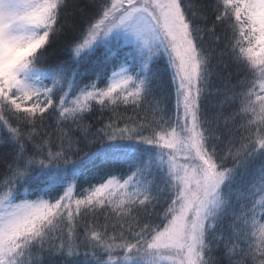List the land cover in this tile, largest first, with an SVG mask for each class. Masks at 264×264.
<instances>
[{"label":"snow or ice","instance_id":"obj_1","mask_svg":"<svg viewBox=\"0 0 264 264\" xmlns=\"http://www.w3.org/2000/svg\"><path fill=\"white\" fill-rule=\"evenodd\" d=\"M0 264H264V0H0Z\"/></svg>","mask_w":264,"mask_h":264},{"label":"trees","instance_id":"obj_2","mask_svg":"<svg viewBox=\"0 0 264 264\" xmlns=\"http://www.w3.org/2000/svg\"><path fill=\"white\" fill-rule=\"evenodd\" d=\"M67 40L64 38H61L57 40L56 44L54 45L52 49V56L53 58H67V48H66ZM98 119V118H97ZM104 119H107V116L104 117ZM99 126V125H97Z\"/></svg>","mask_w":264,"mask_h":264}]
</instances>
